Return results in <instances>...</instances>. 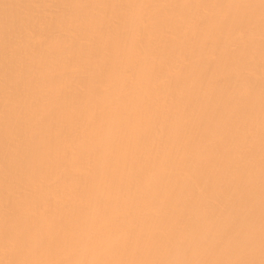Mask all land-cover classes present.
<instances>
[{"label": "bare ground", "instance_id": "6f19581e", "mask_svg": "<svg viewBox=\"0 0 264 264\" xmlns=\"http://www.w3.org/2000/svg\"><path fill=\"white\" fill-rule=\"evenodd\" d=\"M0 264H264V0H0Z\"/></svg>", "mask_w": 264, "mask_h": 264}]
</instances>
